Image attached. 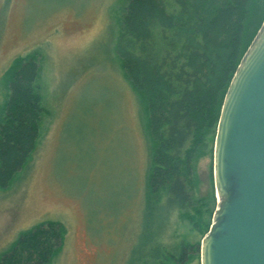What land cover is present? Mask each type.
<instances>
[{
  "label": "rangeland",
  "instance_id": "obj_1",
  "mask_svg": "<svg viewBox=\"0 0 264 264\" xmlns=\"http://www.w3.org/2000/svg\"><path fill=\"white\" fill-rule=\"evenodd\" d=\"M126 2L0 0V121L18 57L39 63L46 109L28 164L0 187V258L23 233L57 221L66 235L50 264H147L152 253L184 244L200 250L187 264H201L219 203L217 131L194 161L192 207L159 209L146 227L153 145L144 103L116 53Z\"/></svg>",
  "mask_w": 264,
  "mask_h": 264
},
{
  "label": "trees",
  "instance_id": "obj_2",
  "mask_svg": "<svg viewBox=\"0 0 264 264\" xmlns=\"http://www.w3.org/2000/svg\"><path fill=\"white\" fill-rule=\"evenodd\" d=\"M263 23L264 0H127L116 53L144 103L153 145L146 227L159 209L192 207L194 161L205 137L217 131L228 88ZM39 70L34 57H18L6 76L1 188L26 167L40 138L46 109ZM65 235L62 223H41L23 233L0 264H50ZM194 251L199 247L184 244L155 252L147 264H187Z\"/></svg>",
  "mask_w": 264,
  "mask_h": 264
},
{
  "label": "water",
  "instance_id": "obj_3",
  "mask_svg": "<svg viewBox=\"0 0 264 264\" xmlns=\"http://www.w3.org/2000/svg\"><path fill=\"white\" fill-rule=\"evenodd\" d=\"M214 183L219 203L201 264H264V23L224 99Z\"/></svg>",
  "mask_w": 264,
  "mask_h": 264
},
{
  "label": "bare ground",
  "instance_id": "obj_4",
  "mask_svg": "<svg viewBox=\"0 0 264 264\" xmlns=\"http://www.w3.org/2000/svg\"><path fill=\"white\" fill-rule=\"evenodd\" d=\"M218 199H219V197H218Z\"/></svg>",
  "mask_w": 264,
  "mask_h": 264
}]
</instances>
